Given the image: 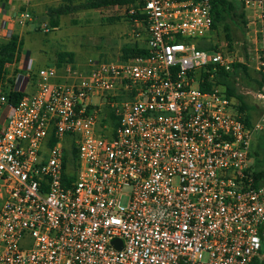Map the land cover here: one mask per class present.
Returning a JSON list of instances; mask_svg holds the SVG:
<instances>
[{
  "label": "built area",
  "instance_id": "obj_1",
  "mask_svg": "<svg viewBox=\"0 0 264 264\" xmlns=\"http://www.w3.org/2000/svg\"><path fill=\"white\" fill-rule=\"evenodd\" d=\"M237 1L255 11L264 68V0ZM140 12L146 55L89 59L86 73L68 64L67 81L43 67L27 93L30 58L8 88L25 95L14 103L0 88V264H264V180L251 163L264 128L193 74L235 63L198 47L212 0H141Z\"/></svg>",
  "mask_w": 264,
  "mask_h": 264
},
{
  "label": "rangeland",
  "instance_id": "obj_2",
  "mask_svg": "<svg viewBox=\"0 0 264 264\" xmlns=\"http://www.w3.org/2000/svg\"><path fill=\"white\" fill-rule=\"evenodd\" d=\"M21 1V0H20ZM82 0H76L79 3ZM21 7L32 9L35 14L32 20L23 25L15 24L14 31L23 34L25 41L24 50L33 57H40L42 60L37 66L34 65L33 72L36 73L39 67H51L55 64L57 53L60 51L72 52L74 55V66L80 73L89 71V59L102 60H121L122 48L125 44H134L135 32L142 33L141 26L133 28L132 22L123 18L127 15L126 8H109L100 10H81L69 16L61 18V24L58 29L51 30L46 16L47 8L63 4L65 0H22ZM17 5V8H21ZM16 11H22L18 9ZM250 15L255 11L248 8ZM249 15V16H250ZM248 20H253L249 19ZM47 24L50 32L44 33L42 27ZM232 27V46L229 48L224 37L222 27L217 33L211 34V40L219 43L223 50L232 53L235 63L243 64L247 70L238 72L233 79L237 91L244 95L246 102L251 106L252 123H261L264 128V100L257 97L260 90L258 82L264 68L260 65L258 58L261 51L263 37L255 33L258 30L253 24H243L239 18H234ZM10 28L0 22V41H4L10 32ZM135 31V32H134ZM23 32V33H21ZM208 37V35H206ZM205 36V37H206ZM201 39V38H198ZM128 42V43H126ZM203 42V41H200ZM56 68V66H54ZM65 68V67H64ZM58 77L54 82L64 81L62 77L67 74L63 69H57ZM34 75H31L32 81H35ZM8 78L13 79V84L6 82L5 90L13 87L17 78V72L9 68ZM67 81V79H65ZM29 85L26 92L31 93L32 87ZM76 138L75 136L66 137L64 142L66 146ZM252 152H257L253 156L251 163L258 162L264 167V129L256 132L253 137ZM32 240L23 241V248L29 249Z\"/></svg>",
  "mask_w": 264,
  "mask_h": 264
},
{
  "label": "trees",
  "instance_id": "obj_3",
  "mask_svg": "<svg viewBox=\"0 0 264 264\" xmlns=\"http://www.w3.org/2000/svg\"><path fill=\"white\" fill-rule=\"evenodd\" d=\"M9 0H0L3 4H7ZM76 0H65L63 4L58 6H50L47 8L46 16L48 18V25L51 30H56L61 24V18L69 16L81 10H100L109 9L114 7L126 8V18L134 23L135 20H143L144 15L140 12L141 0H82L79 3ZM187 1V0H179ZM212 8L214 13V22L208 37H203L197 40L198 47L201 49H223L218 42L211 40L209 36L217 33L219 28L222 27L224 32L225 41L230 48L232 46V27L231 23L234 18L242 20L243 24H249L246 7L244 4L237 0H212ZM134 9L135 13H129V10ZM181 41V38L177 39ZM203 41V42H200ZM24 46L23 39L17 33H11L4 41H0V88L5 89L6 82L13 84V79L8 78L9 70L8 65L17 62L20 59ZM147 50L142 45L135 41L134 44H125L122 48L121 60H125L132 56L146 55ZM74 55L72 52L60 51L57 53L56 67L58 69L64 68L68 64H74ZM247 68L241 63H234L231 71H225L223 68L214 65H208L200 71L193 73L197 76L200 88L203 91H208L213 88H219L231 101L234 113L243 115L247 125L252 124L251 106L245 100L244 95L240 94L234 86V76L240 71H246ZM261 78L258 82L259 89L264 86V73L260 72ZM8 95L11 102H18L25 93L11 92L8 89L4 90ZM109 124L114 127L117 125L116 116L111 109L107 108ZM55 139L50 140V144L54 143ZM257 156V152H252L251 158ZM76 159V152L68 155L65 162L73 161ZM253 176L256 179V184H260L264 180V167L255 163L252 166Z\"/></svg>",
  "mask_w": 264,
  "mask_h": 264
},
{
  "label": "crops",
  "instance_id": "obj_4",
  "mask_svg": "<svg viewBox=\"0 0 264 264\" xmlns=\"http://www.w3.org/2000/svg\"><path fill=\"white\" fill-rule=\"evenodd\" d=\"M22 4H23L22 0L21 1L20 0H9L7 4H3L2 2H0V22H1V24L2 23L4 24L5 22L9 21L10 25L12 26V28H10L11 33H13V32L14 33H17V32L14 31V29H15V24H18V23H14L13 21H11L12 20L11 19L12 18L11 16H12V13L14 11H16L18 9H21L22 11L23 10H29L32 13L33 16L35 14V12L32 9H29V7L28 8L27 7L26 8L21 7ZM17 5H19V7H21V8H17ZM246 12H247V16L248 17H250L251 19H254L253 18V15H250V13L248 12V8H246ZM252 21L253 20L250 21V24H252L251 23ZM18 25H20V24H18ZM137 26H139V25H137L135 23L133 24V28L134 29ZM141 28H142V26H141ZM135 31H136V29H135ZM21 33H23V32H21ZM136 33L137 32H135L134 34L136 35ZM20 37L24 41L23 34H21ZM126 43H128V42H126ZM24 44H25V41H24ZM30 58L34 60V64H36L37 66L40 64V61L42 60L39 56L38 57L37 56L36 57L31 56V54L29 52H26L24 50V46H23V50H22L20 59L17 62L8 65L7 68H8V70H9V68H13L17 72V76L19 74H26L27 72L25 70V65H26L27 61ZM56 63H57V59L55 60V64L53 66H51V67L56 66ZM39 68H43V67H39ZM61 69H63V68H61ZM32 75H34L33 77H35V73H32ZM59 79L65 80L66 79V76L65 77H62V78H59ZM32 82H34V81H32ZM31 87H32V85H31ZM32 90H33V87H32Z\"/></svg>",
  "mask_w": 264,
  "mask_h": 264
}]
</instances>
